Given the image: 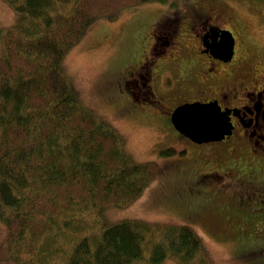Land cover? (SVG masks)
I'll use <instances>...</instances> for the list:
<instances>
[{
	"label": "trees",
	"instance_id": "1",
	"mask_svg": "<svg viewBox=\"0 0 264 264\" xmlns=\"http://www.w3.org/2000/svg\"><path fill=\"white\" fill-rule=\"evenodd\" d=\"M1 1L14 20L6 26L0 22V224L4 227L0 261L212 264L200 238L184 221L198 214L214 213L216 222L221 223L222 237H228L229 227L224 222H230L229 237L236 257L246 255L264 264L260 245L264 238V212L256 209L264 198L253 195L263 191L264 179H255L247 195L219 187L217 180L208 181L209 178L197 185L208 192L191 190L192 185L186 189L183 184L195 182V175L192 169L186 175L178 171L188 168L189 163L197 164L196 150L191 160L179 162L167 173V184L175 189L177 197L185 198V219L163 223L116 219L120 214L111 217L112 211L120 212L138 199L160 171L153 160L133 159L125 148V137L111 120L117 126L128 122L132 129L136 124L150 123L148 119L156 120L180 142L184 137L174 134L168 112L157 113L153 108L155 96L150 93L149 83L139 86L138 82L122 78L127 65L107 78L103 87L106 89L102 95L109 101L105 115L112 118L108 119L98 114L95 103L89 104L81 97L65 74L63 61L94 21L116 22L129 8L167 0ZM213 7L221 10V17L222 10L228 13L226 6L218 2L212 1L209 8L214 11ZM179 13L173 11L159 17L151 23V29L156 24L162 27L169 18L178 24L183 16ZM198 13L201 10L191 17ZM177 60H171V67L161 75L170 80L168 93L195 79L181 80L179 69L187 74L194 70L179 65ZM198 83L197 75L194 86ZM170 151L168 148L161 153L167 155ZM179 153L181 156L183 150ZM217 155L219 162L229 160ZM172 193L167 196L169 200L174 199L169 198ZM164 197L160 194L158 201ZM223 213L226 215L221 217ZM238 240L243 241L241 246L236 245Z\"/></svg>",
	"mask_w": 264,
	"mask_h": 264
},
{
	"label": "rangeland",
	"instance_id": "2",
	"mask_svg": "<svg viewBox=\"0 0 264 264\" xmlns=\"http://www.w3.org/2000/svg\"><path fill=\"white\" fill-rule=\"evenodd\" d=\"M212 1L218 2L222 6L225 5L228 9V13L222 10L223 20L219 23L238 37L236 49H239L248 57L253 54L264 56L263 2L259 0H167L165 2H146L139 4L140 8H129L120 14L116 22H109L106 19L94 21L81 39L66 53L63 70L75 84L81 97L89 104L95 103L97 106L95 110L98 114L112 119L105 115L109 112V101H106V98L102 95L106 89L103 87L106 85L107 78L113 76L126 65L129 68L138 58L137 49L139 45H141L139 51L141 47L146 49L149 44L147 30L151 29V23H154L159 17L162 18V16L172 14L173 11L183 13L177 24V36L173 38V40H176V45L174 48L168 46L166 54H171L166 61H170L172 56H175V60L185 58L187 54L193 52L195 46L189 30L191 15L201 9L202 13L199 14H203L204 17L208 16L212 11L209 9ZM189 2L192 4L191 6ZM198 6H200L199 9ZM13 20L14 16L6 4L0 0L1 26L10 25ZM169 20L172 19L169 18ZM156 32L157 38L153 42L152 51L154 57L158 58L164 53L162 52L159 56H156V53L159 54V51L163 50L159 45L161 41L168 38V35L165 29L164 32L161 30ZM163 36L165 38H162ZM131 55L133 56L129 64ZM168 67H171V65ZM126 78L129 77L126 76ZM164 79L165 76L160 77L159 74L156 80L151 83V89L153 93L160 95L159 97L163 100L172 99L173 97L166 92L167 86ZM168 83H170V80ZM103 104L104 106H102ZM111 106L112 111L115 112L116 108L113 103H111ZM111 121L125 137V148L131 153L134 160H153L158 163L160 169L157 176L146 186L138 199L129 206L121 208L120 212L114 213L112 211L111 217L120 214L116 219L158 220L163 223H178V220L185 219V213L182 209L185 198L183 195H179L180 198L177 197L175 189L167 184V173L172 166H177L179 162L185 163L191 160L197 145L180 142L170 132L158 126L156 120L148 119L150 123L136 124L134 129L128 122L120 123L117 126L114 119ZM168 148L171 151L167 155L161 153V150ZM179 150H183L181 156ZM178 157H180V160ZM168 192H173L169 198L174 199L169 200L167 198ZM160 194L165 195V199L162 201H158L160 200L158 198ZM202 215H195L192 217L194 219L190 221L187 219L184 222L200 238L204 250L212 259V264L261 263L248 258L246 255H242L244 258L236 257L232 239L229 237L232 227L229 221L224 222L225 226L229 227L228 237H222L221 223L216 222L217 214L204 213ZM225 215L226 213H223L221 217ZM3 234L4 227L0 224V239ZM241 242L243 241L238 240L236 245L241 246ZM0 264L7 263L0 261Z\"/></svg>",
	"mask_w": 264,
	"mask_h": 264
},
{
	"label": "flooded vegetation",
	"instance_id": "3",
	"mask_svg": "<svg viewBox=\"0 0 264 264\" xmlns=\"http://www.w3.org/2000/svg\"><path fill=\"white\" fill-rule=\"evenodd\" d=\"M213 8V13L210 11V14L206 17L199 13L191 17L189 26L195 44L193 47L194 53H189L185 58L178 59L179 65L181 64L191 71L194 70L193 74H187L183 71V68L182 71L179 69L181 80L189 81L193 77L195 79L191 84L183 82L185 87L178 86L175 91L169 93L173 98L166 99V101L159 97L160 95L153 93L152 89L150 93L153 97L155 96L153 108L157 113L163 111L170 113L176 106L187 102L214 100L220 105L221 110L227 111L231 133L225 135L222 139L196 143L182 135L184 143L197 145L194 160L197 161L198 165H194L193 162L192 164L189 163L188 168L180 169L178 173L186 175L192 169L191 172L195 175V182L184 183L183 180L182 183H184L183 186L186 189L192 185L191 190H207L208 192V189H198L197 185H203L205 179L209 178L208 181L211 179L217 180L219 187H228L231 190L235 189V192L247 195L255 179H264V56L253 54L248 57L239 49H236L237 39L233 34L235 39L233 54L226 60L219 57V50L212 46V37L217 40L218 31L225 27L219 23L223 20L221 10ZM176 22L177 20H166L162 27L159 28L156 24L147 33L150 40L149 44L146 49L140 48L138 58L126 72L121 73L122 78L133 80V83L138 82L139 86L140 84L149 83L151 87V83L156 80L159 74L162 77L163 72L170 68L169 65H172L171 60L175 59V56H172L170 61H166L171 54H166L168 46L174 48L176 45V40H173L177 36ZM164 29L168 38L161 41L159 46L163 50L159 51V54L156 53V56H159L162 52L164 53L156 58L152 51L153 42L157 38L156 31L161 30L164 32ZM197 75L199 83L194 86ZM126 76L129 78H126ZM168 81V78L164 79L167 87ZM168 101H170V104H168ZM174 132L175 135H178V132ZM218 153L223 159L229 158V160L219 162L217 159ZM227 163H232V165L227 167ZM204 166L208 169H204ZM217 172L223 175L215 174ZM253 195L264 198V189L262 192ZM257 206L256 209L264 212V202L258 203ZM263 239L260 245L263 246L264 250Z\"/></svg>",
	"mask_w": 264,
	"mask_h": 264
},
{
	"label": "water",
	"instance_id": "4",
	"mask_svg": "<svg viewBox=\"0 0 264 264\" xmlns=\"http://www.w3.org/2000/svg\"><path fill=\"white\" fill-rule=\"evenodd\" d=\"M218 39L212 37V46L219 50L218 56L228 59L233 54L234 37L227 29H220ZM170 123L181 135L196 143L219 140L231 133L227 111L216 100L183 103L169 114Z\"/></svg>",
	"mask_w": 264,
	"mask_h": 264
}]
</instances>
